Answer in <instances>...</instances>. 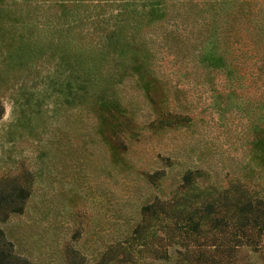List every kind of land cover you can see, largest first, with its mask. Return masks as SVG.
<instances>
[{
	"label": "rangeland",
	"instance_id": "rangeland-1",
	"mask_svg": "<svg viewBox=\"0 0 264 264\" xmlns=\"http://www.w3.org/2000/svg\"><path fill=\"white\" fill-rule=\"evenodd\" d=\"M60 1L0 0V177L21 174L24 168L32 173L23 211L8 213L0 221L16 253L33 264H68L66 246H71L83 262H95L109 240L130 233L143 204L155 196L168 203L181 196L178 185L186 166L204 168L188 185L197 195L196 204L206 187L215 185L217 190L233 178L264 194V169L251 160L244 140L248 127L244 111L221 102L213 105V88L227 87L221 76L207 83L202 72L173 74L167 57L161 58L155 67L165 96L152 105L135 87L134 77L124 76L121 93L135 101L134 120L128 122L131 131L123 129L119 142L110 144L113 148L96 132L94 116L47 97L43 77L53 61L39 47L27 50L26 42L31 32L39 42L43 15L59 11ZM120 1L85 0L79 10L88 18L107 17ZM84 26L91 28L90 22ZM172 85L178 88L174 93ZM160 110L167 121H159ZM172 111L187 117L180 114L176 121L169 115ZM158 217L146 231L155 232L163 243L172 238L167 241L166 261L152 258L150 244L130 240L131 258L125 264H179L174 250L184 251L175 242L182 239V232L167 231L169 214ZM200 226L198 234H189L188 248L201 242L199 246L211 253L213 238L221 234L206 218ZM263 247L264 232L260 248L241 244L220 264H263Z\"/></svg>",
	"mask_w": 264,
	"mask_h": 264
},
{
	"label": "trees",
	"instance_id": "trees-1",
	"mask_svg": "<svg viewBox=\"0 0 264 264\" xmlns=\"http://www.w3.org/2000/svg\"><path fill=\"white\" fill-rule=\"evenodd\" d=\"M83 3L85 0H61L59 11L43 15L39 42L33 32L26 42L27 50L39 47L53 61L43 77L47 97L52 95L65 108L94 116L96 132L113 148L110 144L119 142L123 129L131 131L128 122L134 120L135 101L122 95L125 88L120 84L122 78L134 77V85L147 103H160L165 92L158 83L161 79L155 66L167 57L173 74L196 76L202 72L207 83L215 75L228 82L223 91L213 88V105L221 102L223 107L244 111L247 152L264 169V0H121L114 13L93 18L79 10ZM86 22H90L91 28L84 26ZM172 89L174 93L178 88L172 85ZM163 113L158 112L159 121H167ZM180 114L187 117L186 113L173 111L169 115L177 121ZM202 169L200 165L186 166L178 185L183 189L181 196L173 203L155 196L143 204L142 215L130 233L109 240L95 262H83L77 249L66 246L68 264L128 263L130 240L141 241L139 244L143 246L150 244L152 258L166 261L170 245L167 241L172 238L166 237L163 243L162 237H154L155 232L146 231L149 222L159 218V214H169L172 219L165 224L167 231L182 232V239L175 242L184 251L174 250L180 257L179 264H220L223 257L231 256L241 244L252 250L260 248L264 194L233 178L220 189L216 190L215 185L206 187L208 190L196 204L197 195L188 185L195 175L202 174ZM21 172L0 177V221L8 213L23 211L32 173L28 168ZM204 218L209 227L221 234L213 238L211 253L199 246L201 242H193L195 248H188L189 234H198ZM177 222L181 225L177 226ZM150 235L152 239L147 240ZM262 250L264 258V247ZM0 264H33L13 250L1 228Z\"/></svg>",
	"mask_w": 264,
	"mask_h": 264
}]
</instances>
